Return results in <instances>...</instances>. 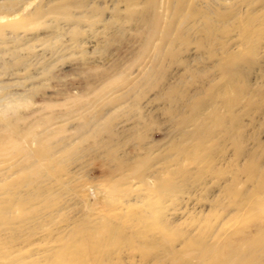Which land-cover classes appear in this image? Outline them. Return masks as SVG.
Masks as SVG:
<instances>
[{
    "label": "rangeland",
    "instance_id": "1",
    "mask_svg": "<svg viewBox=\"0 0 264 264\" xmlns=\"http://www.w3.org/2000/svg\"><path fill=\"white\" fill-rule=\"evenodd\" d=\"M19 8L0 43V96L8 83L26 89L13 119L68 93L90 105L47 124L55 163L15 176L9 164L31 149L0 153V187L42 178L49 188L33 195L52 215L0 232V246L17 241L25 261L36 248L44 264L66 243L83 264H228L235 250L230 264H264V0H0V16ZM112 199L130 220L89 244L81 229L91 238L93 208Z\"/></svg>",
    "mask_w": 264,
    "mask_h": 264
},
{
    "label": "bare ground",
    "instance_id": "2",
    "mask_svg": "<svg viewBox=\"0 0 264 264\" xmlns=\"http://www.w3.org/2000/svg\"><path fill=\"white\" fill-rule=\"evenodd\" d=\"M63 7H64L63 9L66 8L65 5H63ZM205 7L206 6H204V10L206 9ZM23 10H24L23 8L15 9L10 14H5V15L2 14L0 16V43L1 42L3 43L5 41V35H6L5 28H8L10 24H13V23L17 24L21 20L24 19L25 14H23ZM142 20L144 21V30H143L144 43L141 45L140 51L143 52L147 49L149 45V41L152 38V36H154L155 33L157 32L158 19L155 16H152V17L147 18L146 20L143 17ZM196 26L197 24L193 22L191 27H196ZM198 28L199 26L197 27V29ZM179 31H182V30H179ZM42 47H38L37 51L42 50ZM95 76H97L99 80L101 79V87L98 88L97 90H93L92 92L94 93V96L96 98H100V95L103 94V88L107 87V81H108V78L106 79L107 73L104 71H101L95 74ZM1 90L2 91L4 90V92H2L0 96V153H3V154H10L11 152L18 153L20 151L22 152L25 151L26 148H29L31 149L30 151L33 155L31 156L29 154L28 158H31V159H28L27 162H22L19 165L14 164L13 167H10L12 163L9 164V168L7 172L11 173L12 168H13V171L17 172L15 176H18L20 171H23L31 167H37V166L40 167L43 162L41 160L46 161V164L55 163L56 154L52 153L51 148H49V146L46 147L45 145L46 142L49 140L47 137L48 133H45V132L48 131L51 126L47 124H49L55 118H59L62 116L64 117L69 114L76 113L78 115L79 114L83 115L87 113L88 105L90 104H88L89 102L83 99V97L85 96V93L80 94L77 97H72V96H69V93L67 92L68 94L67 93H66L67 95L65 94L66 96L64 97L65 98L64 100L57 101V102L54 101L49 104L44 103V107H37V108L32 109L31 111H28L27 113L18 114L17 117L13 119L12 116L15 113H17L16 106L19 104L18 102L22 100L21 99L22 92L25 91L26 89L21 84L13 82V83L5 84L1 88ZM89 92H90L89 89L86 90V94H88ZM50 108H59V109L51 110V112L49 110L48 114H46L45 116H42L43 111H45V109H50ZM20 122H23V123L20 124ZM39 129H42V130H39ZM32 145L35 147L32 148L31 147ZM1 180L3 181V179ZM43 181L44 180L42 178L31 180V181L29 180L28 182L21 183L19 186L13 185V187L17 186L13 190L9 187H5L4 184L2 187H0V221H1L0 222V232H2L5 235L6 232L8 233L9 227H19V230L21 229L23 232H26L24 230H30L32 228L35 229V227H38L45 218L52 216L51 213H48L42 216V211H46L47 209H45V207L42 204H40L39 200H42L40 199V196L33 195V193H35L38 190L49 188L48 185L44 187ZM60 185L65 186L63 184H60ZM135 188L136 189L139 188L142 191L144 190L146 192V189H144L141 185H136L133 187V189ZM59 189L62 191L67 190L66 187H60ZM154 191L157 192V190L155 189ZM149 194L150 193L148 192L146 195H149ZM158 197L161 200V198H163L164 195L159 194ZM110 201L111 203L114 201L112 208H105L103 206H98L99 208L98 207L93 208V216L89 219V223H92L91 226H93L94 228V233L91 236V238H89L88 234H86L85 232L86 230L81 229L82 236L85 237L86 241L89 244L91 242L92 243H96V242L104 243L106 240L105 235L108 234L109 228H112V226L118 227V225H120L119 227L121 226L124 227L125 222H128L130 220V218H128L127 220L125 219L130 216V212L128 211V209H125V210H123L122 208L118 209V204H119L118 200L112 199ZM34 203H38V204H34ZM144 203L145 202L143 198L142 204ZM4 204H7V205L4 206ZM105 215L108 216V219L111 217L110 222L108 221V219H106ZM143 222H144V219L142 217H138L136 219V224L134 225V228L135 229L137 228L138 230L144 229V226L140 225ZM132 224L130 222V228H132ZM224 224L225 223H223V225ZM104 226H106L105 231L103 230ZM72 227L73 226H69L68 228H65L60 231L59 237H57L56 239V242H57L56 244L61 243L63 240H65L63 239L64 237L68 236L71 231H72L71 233H73L74 229H77L76 227L74 228ZM221 229H222V226H221ZM80 241H84V240L80 239ZM16 243L17 241L14 244L9 243L6 246H0V264H44L43 261L45 260L46 253H43V252L39 253L36 248L30 249V250H33V254L30 259L25 261V259H22L19 257L18 251H16L18 252L17 254L16 252L13 251V249L14 250L16 249L15 248V246L17 245ZM46 246H47L46 248L47 250L53 249L54 247L53 244H47ZM66 247L67 248H65L64 246L61 249H59L58 253L54 254L53 258L48 260V264H83V258H85V255L82 252L79 253V251H73L72 249H69L70 246H68L67 243H66ZM193 252L194 250L192 251V253ZM237 255H238L237 250H235L234 252L230 253L229 257L226 256L227 263L230 264L231 261H235L236 260L235 258ZM65 256H68V257L64 259Z\"/></svg>",
    "mask_w": 264,
    "mask_h": 264
}]
</instances>
